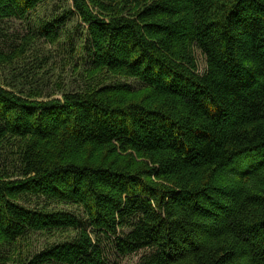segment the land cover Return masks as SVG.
I'll return each instance as SVG.
<instances>
[{"label":"trees","instance_id":"obj_1","mask_svg":"<svg viewBox=\"0 0 264 264\" xmlns=\"http://www.w3.org/2000/svg\"><path fill=\"white\" fill-rule=\"evenodd\" d=\"M49 1L0 0V264H264V0Z\"/></svg>","mask_w":264,"mask_h":264},{"label":"rangeland","instance_id":"obj_2","mask_svg":"<svg viewBox=\"0 0 264 264\" xmlns=\"http://www.w3.org/2000/svg\"><path fill=\"white\" fill-rule=\"evenodd\" d=\"M60 7L57 13H62L64 10H68L72 7L71 0H53L46 3L44 6L40 7L37 11L36 16H41L45 18H50L52 15V10L54 8ZM31 23V20L24 23L13 20L10 23V26L13 27L12 30H23L25 26V30ZM81 23L78 17L73 18L68 23V30L72 32L73 43L75 46L74 51H72L71 44L65 41L67 37H64L62 41H64V45L56 46L52 49H47L42 47L41 52H34V55L31 57L33 59L36 55L38 58L43 56H51L48 64V72L51 74L45 80V83L48 82L49 89L46 90V94L55 93L53 97H45L47 99L54 98V97H61V94L65 91H73L80 87L82 83L85 81V73L84 69L87 65V56L86 53L82 52V47H80L81 39L83 37L84 28L79 26ZM13 33V32H12ZM79 44V45H78ZM49 46V45H46ZM63 48H67V52L69 53L68 59L65 58V54L60 53ZM197 58L199 61L200 69L203 71L205 69V57L202 55L200 51H197ZM41 61H37L40 63ZM77 66V67H75ZM119 81L127 82L131 84L135 88L141 87V83L137 79H119ZM57 209H64L68 211H77V207L71 205H59L55 206ZM47 239L40 235H32L29 239L25 241V246H29L31 248L40 249L45 243ZM145 254L144 251L127 257H122L118 255L112 254L111 259L113 261L118 262L119 264H138L142 256Z\"/></svg>","mask_w":264,"mask_h":264}]
</instances>
